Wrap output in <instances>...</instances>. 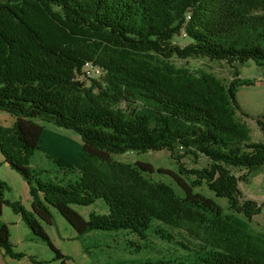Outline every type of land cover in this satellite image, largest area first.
<instances>
[{
	"label": "trees",
	"instance_id": "16d2710c",
	"mask_svg": "<svg viewBox=\"0 0 264 264\" xmlns=\"http://www.w3.org/2000/svg\"><path fill=\"white\" fill-rule=\"evenodd\" d=\"M175 58L264 67V0L0 2V112L15 118L0 125V164L27 181L32 197V209L9 200L0 178V217L10 206L62 264L67 256L42 223H53V210L79 235L114 232L153 252L123 264H187L193 255L199 264H264V231L252 224L262 206L240 188L264 167V141L253 140L238 100L241 87L261 81L236 70L226 84ZM86 62L101 70L89 82L80 76ZM163 149L176 170L112 156ZM37 154L53 168L36 164ZM202 157V167L183 161ZM156 171L179 191L152 179ZM98 200L105 213L86 218L74 207ZM1 254L24 256L3 221Z\"/></svg>",
	"mask_w": 264,
	"mask_h": 264
},
{
	"label": "rangeland",
	"instance_id": "374dc122",
	"mask_svg": "<svg viewBox=\"0 0 264 264\" xmlns=\"http://www.w3.org/2000/svg\"><path fill=\"white\" fill-rule=\"evenodd\" d=\"M3 1L6 0H0V2ZM176 40L180 41L181 44L188 43V39L185 37L176 38ZM174 62L180 66L184 65L191 70L203 69L210 71L221 78L226 84H230L236 79L234 73L236 70L240 71L241 78H252L259 82L261 81L257 85L241 87L238 92V100L246 114L249 115L241 116L251 128L253 140L264 141V132L257 123V118L264 115V67L256 65L252 60L244 64H231L225 60L219 61L209 58L189 60L175 58ZM80 76L84 77L87 81L89 78H95L91 75L86 65L82 67ZM14 121L15 118L9 113L0 112V125L12 126ZM112 156L115 160L127 163L147 161L152 163L156 168L163 167L176 170L178 166L175 160L171 158L170 152L167 149L149 150L146 152L127 151L125 153L113 154ZM0 161H3L1 153ZM34 161L36 164L40 163L43 166H47V168H53V164L47 162V159L42 154H37ZM183 161L187 167H202L207 163V159L204 157L199 159V164H194L189 158H185ZM150 177L156 181L173 184L179 191L175 181L169 174L156 171L150 174ZM0 178L10 186V189L5 193L6 198L9 200H21L26 208L32 209V197L29 185L20 174L3 162L0 164ZM240 188L245 198L253 199L262 206V212L254 217L252 224L256 229L264 231V167L255 171L253 176L247 181H241ZM197 189L213 197L222 205H227L225 199L216 197L205 186ZM74 207L86 218L89 217L91 212L105 213L107 211L106 205L102 200H98L89 206ZM0 221L6 222L10 228L14 250L24 254L22 257H11L7 254H1V264H38L40 261L44 262L43 264H62L60 259H56V253L51 247L45 241L35 236L20 215L15 214L10 206H4ZM42 223L54 244L67 256V264H123L131 260L141 263L145 262L153 253L151 249L147 248L137 251L135 246L127 245L125 238H115L114 232L94 230L88 235H79L73 226L56 210H53V223L51 225L45 222ZM152 239L154 245H165L156 238ZM195 259L196 256L193 255L187 264H199Z\"/></svg>",
	"mask_w": 264,
	"mask_h": 264
},
{
	"label": "built area",
	"instance_id": "2783aa9c",
	"mask_svg": "<svg viewBox=\"0 0 264 264\" xmlns=\"http://www.w3.org/2000/svg\"><path fill=\"white\" fill-rule=\"evenodd\" d=\"M85 65L88 67L89 72L91 73L92 76L99 77L101 75L100 68L97 67L96 65H93L92 62H86Z\"/></svg>",
	"mask_w": 264,
	"mask_h": 264
}]
</instances>
